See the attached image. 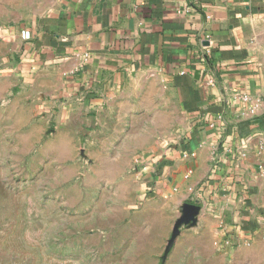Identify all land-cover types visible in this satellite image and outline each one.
I'll list each match as a JSON object with an SVG mask.
<instances>
[{
	"label": "crops",
	"instance_id": "obj_1",
	"mask_svg": "<svg viewBox=\"0 0 264 264\" xmlns=\"http://www.w3.org/2000/svg\"><path fill=\"white\" fill-rule=\"evenodd\" d=\"M35 4L6 31L32 98L99 131L151 133L134 146L141 187L185 219L188 256L264 264V0Z\"/></svg>",
	"mask_w": 264,
	"mask_h": 264
},
{
	"label": "rangeland",
	"instance_id": "obj_2",
	"mask_svg": "<svg viewBox=\"0 0 264 264\" xmlns=\"http://www.w3.org/2000/svg\"><path fill=\"white\" fill-rule=\"evenodd\" d=\"M40 1L0 0V264H201L142 190L151 133L88 127L21 85L6 31Z\"/></svg>",
	"mask_w": 264,
	"mask_h": 264
},
{
	"label": "built area",
	"instance_id": "obj_3",
	"mask_svg": "<svg viewBox=\"0 0 264 264\" xmlns=\"http://www.w3.org/2000/svg\"><path fill=\"white\" fill-rule=\"evenodd\" d=\"M189 1V4H188V8L189 10L190 9H193V10H196L200 7L201 5V0H188ZM210 40V37L209 36H205V42H209ZM250 99L248 96H243L242 97V102H245V103H249ZM256 111V108L255 109H251V113L254 114ZM191 173V172H190Z\"/></svg>",
	"mask_w": 264,
	"mask_h": 264
},
{
	"label": "water",
	"instance_id": "obj_4",
	"mask_svg": "<svg viewBox=\"0 0 264 264\" xmlns=\"http://www.w3.org/2000/svg\"><path fill=\"white\" fill-rule=\"evenodd\" d=\"M186 207H187V208H192V209H194V206H192V205H190V204H187ZM184 222H185V219H182V220H180V221L177 223V225L180 226V225H182Z\"/></svg>",
	"mask_w": 264,
	"mask_h": 264
}]
</instances>
